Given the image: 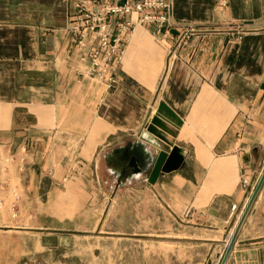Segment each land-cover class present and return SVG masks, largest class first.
Listing matches in <instances>:
<instances>
[{"label": "crops", "instance_id": "1", "mask_svg": "<svg viewBox=\"0 0 264 264\" xmlns=\"http://www.w3.org/2000/svg\"><path fill=\"white\" fill-rule=\"evenodd\" d=\"M77 1L0 0V229L62 235L74 198L123 193L103 179L115 169L107 159L161 116L182 165L151 193L178 220L232 240L264 173V0H170L175 30L136 27L111 91L72 50ZM180 27L207 33L183 45ZM41 170L50 185L35 180ZM235 252L264 264V186Z\"/></svg>", "mask_w": 264, "mask_h": 264}, {"label": "rangeland", "instance_id": "2", "mask_svg": "<svg viewBox=\"0 0 264 264\" xmlns=\"http://www.w3.org/2000/svg\"><path fill=\"white\" fill-rule=\"evenodd\" d=\"M50 178L41 170L35 180L50 185ZM147 179L125 187L131 193L124 189L123 193H93L87 201L74 198L75 208L65 213L67 217L72 212V219H66L70 225L62 235L0 229V264H222L229 236L209 233L212 229L206 222L178 220L151 193ZM13 190V197L18 198ZM46 196L40 193L42 201ZM55 212L63 215V210ZM10 214L17 219L16 204ZM234 252L235 248L227 264H257L253 252L251 258V252Z\"/></svg>", "mask_w": 264, "mask_h": 264}, {"label": "built area", "instance_id": "3", "mask_svg": "<svg viewBox=\"0 0 264 264\" xmlns=\"http://www.w3.org/2000/svg\"><path fill=\"white\" fill-rule=\"evenodd\" d=\"M172 9L170 0H78L69 22L72 50L82 62H88L91 78L107 90H114L135 28L150 27L157 36L170 37L175 28L171 21ZM177 30L178 41L183 45L207 33L194 28ZM238 34L241 39L244 32L238 31Z\"/></svg>", "mask_w": 264, "mask_h": 264}, {"label": "water", "instance_id": "4", "mask_svg": "<svg viewBox=\"0 0 264 264\" xmlns=\"http://www.w3.org/2000/svg\"><path fill=\"white\" fill-rule=\"evenodd\" d=\"M161 116H156L149 120L142 132L139 134L137 141L132 142L124 151L119 167L131 168L132 172L139 178L142 173L148 175V182L155 185L163 174H169L179 170L182 165V159L176 152L168 154L165 145H170L167 135H172L171 129ZM160 151L159 153L157 151ZM264 186V173L253 192L250 201L236 227L235 233L226 252L222 264H227L235 245L238 241L239 234L244 223L256 202ZM252 256V252L250 253Z\"/></svg>", "mask_w": 264, "mask_h": 264}, {"label": "flooded vegetation", "instance_id": "5", "mask_svg": "<svg viewBox=\"0 0 264 264\" xmlns=\"http://www.w3.org/2000/svg\"><path fill=\"white\" fill-rule=\"evenodd\" d=\"M123 156L124 152L121 156L107 159V163L113 165L115 169L111 171L112 173L108 172V175L103 178L106 181L111 180L115 182L116 185L112 186V188L116 191L122 190L129 184L134 185L137 181L148 178V175L145 173H142L139 178H136L137 175L132 172L131 168L125 166L119 167V163L122 161L121 158H123Z\"/></svg>", "mask_w": 264, "mask_h": 264}]
</instances>
